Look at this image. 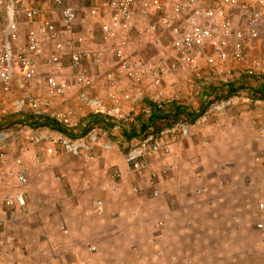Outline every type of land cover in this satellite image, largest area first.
Wrapping results in <instances>:
<instances>
[{"label":"built area","instance_id":"built-area-1","mask_svg":"<svg viewBox=\"0 0 264 264\" xmlns=\"http://www.w3.org/2000/svg\"><path fill=\"white\" fill-rule=\"evenodd\" d=\"M84 1L47 0L52 13L46 17L41 0H0V116L21 119L12 124L16 131H0L1 180L9 170L4 150L14 145L18 147L11 175L22 186L28 184L22 157L31 149L38 160L56 154L85 160L112 149L107 125L93 123L85 132L69 136L24 118L48 119L70 129L78 111L126 129L135 117H149L152 110L166 113L171 103L184 104L187 86L168 84L173 74L213 80L229 74L232 61L248 77L264 76V62L253 54L264 33V0H104L105 10L96 3L81 14ZM95 33L97 37L87 41L86 36ZM132 44L144 47L127 55L124 46ZM41 57L46 60L43 72L36 63ZM96 86L104 89L103 94L93 93ZM263 103L242 92L228 98L212 96L195 123H206L240 104ZM127 109L138 113L132 116ZM143 119L144 129L130 142L123 159L156 198L162 194L159 176L166 177L173 167L167 160L178 143L192 136L194 123L179 116L164 120L169 122L164 126L149 127ZM160 163L164 168L158 174ZM109 177L116 180L120 172L113 169ZM3 203L24 209L25 195L20 190L12 198L4 197ZM95 205L103 209L101 201ZM8 213V222L14 221V214ZM3 246L0 243V255L6 253Z\"/></svg>","mask_w":264,"mask_h":264},{"label":"crops","instance_id":"crops-1","mask_svg":"<svg viewBox=\"0 0 264 264\" xmlns=\"http://www.w3.org/2000/svg\"><path fill=\"white\" fill-rule=\"evenodd\" d=\"M41 1L42 14L49 17L52 10H49L47 0ZM96 3L105 6L104 0H86L83 2L85 8L81 6L79 9L81 14ZM94 35L86 36L87 41L93 40L98 34ZM209 84L215 86L212 82ZM183 103L179 106L193 117L194 132L190 138L175 146L171 158L167 160L175 168L177 179L173 180L167 175L162 188V178L159 179L158 189H162V195L156 207L147 200L146 190L134 198L127 196L130 192L127 193L125 185L120 192H110L108 167L116 164L121 169L125 168L120 159L121 150H103L85 160L70 156H64L61 160L51 159L58 154L44 156L52 167L36 168L30 166V153L24 154L23 167L29 183L27 189L23 190L25 208H8L3 201L0 202V243L6 252L0 255V264H71L75 263L72 257L77 255V264H82L89 261L84 248L90 252L88 243L91 235V238L99 239L103 247V252L92 256L91 262L108 261L110 264L109 254L115 255L126 250L125 254L130 255L137 250L146 251V246L153 248L157 234L161 236L165 252L170 251L181 260L187 254L192 264L197 259L199 262L203 254L199 241L205 239L206 242L211 237L206 228L215 225L219 213L225 212L230 217L232 211L229 207L245 204L243 193L238 195V192H244L249 181L256 179L260 184L264 183V134L260 135L252 127V124L264 126V104L254 107L240 104L227 112L229 117L223 121L211 117L206 123L199 124L195 120L202 108L199 109L194 103ZM169 109L171 115L165 114L170 119L154 118L155 110L151 111L149 117H137L138 123L134 124L137 126L136 132L130 135H140L143 128L140 120L143 118L147 122L145 125L160 127L169 123H164V120L171 121L172 117L185 115H174L172 105ZM236 111L239 113L236 114ZM78 115L76 124L85 118L81 112ZM0 121L3 127L4 124L14 125L21 119L15 115L9 118L0 116ZM205 127H209V130H203ZM117 129L121 131L120 135ZM123 132V127L112 124L110 133L118 136L114 138L118 144L125 145L121 137ZM125 136H128L130 143L132 137L129 134ZM5 149L9 153L10 148ZM9 167V170L14 169L13 164ZM162 167L163 163L157 164L158 174ZM167 184L170 185L169 189L165 188ZM261 186L260 192L264 197V184ZM33 196H39L36 203ZM98 196L106 202L101 200L104 208L100 211L95 205L99 200H92ZM131 205L139 207L140 213L135 216L129 214L130 210L126 208ZM114 206L121 211L113 213ZM8 211L15 216L13 222H8ZM200 221L205 226H200ZM158 222L162 224L160 228H157ZM94 251H97V247Z\"/></svg>","mask_w":264,"mask_h":264},{"label":"rangeland","instance_id":"rangeland-1","mask_svg":"<svg viewBox=\"0 0 264 264\" xmlns=\"http://www.w3.org/2000/svg\"><path fill=\"white\" fill-rule=\"evenodd\" d=\"M256 48L254 49V57L260 56V58L264 62V33L260 35V38L255 43ZM144 46H140L139 44H132L130 46L126 47L124 46V51L127 55L130 54H136L141 48ZM45 58L41 57L37 60V65L40 68V71L43 72L45 69ZM109 66V62L105 64V67ZM227 68L230 70L229 74H221L217 75L215 79L205 80L202 81H195L193 78H191L188 74L183 73H176L167 78V83L173 85L172 87H177L178 85L182 83L178 82H184V85L187 86V89L184 91L183 95L185 98L182 99L183 102L187 103H194L195 106H198V108H204L206 104V98L213 94L215 91V94L212 96H215V98H226L227 92V86L226 84H231L234 89L239 90L242 93H245L249 97H255L258 98L261 96L260 93L256 92L254 88H259V86L264 85V76H256V77H248L245 75L239 66V64H236L234 62H230L227 66ZM193 80V81H192ZM214 83L209 84V83ZM35 84V83H34ZM209 84V85H208ZM222 84V85H221ZM214 90L212 91L211 89ZM246 88H249L248 90H244ZM33 91L35 92L34 86H32ZM93 93H99L103 94L104 89L100 86H96L92 89ZM251 91V92H250ZM17 95V90L12 92L8 97L10 99L14 98ZM203 100V101H201ZM200 101V102H199ZM264 101V99H263ZM264 104V103H263ZM171 105V104H170ZM169 105V106H170ZM59 106V105H58ZM63 107V105L61 104ZM196 108V107H194ZM169 109V107H168ZM129 112V110H126ZM132 114V116H136L135 114L138 113V110L129 112ZM235 113V112H234ZM239 113L236 111V114ZM200 115V114H199ZM198 115V116H199ZM229 117V114L227 112L217 115L215 118L216 121L226 119ZM74 122H76L79 118L78 112H75L74 115ZM73 118V119H74ZM137 117L134 118L132 123L126 127V133L130 134L132 132H136L137 126H134ZM117 126V125H116ZM253 130L255 132L257 131L260 135V127L261 125L252 124ZM16 131L15 127L11 124V126L1 127L0 131ZM119 135L120 130L117 129ZM124 130V129H123ZM203 130H209V127L203 128ZM251 130V129H250ZM116 134L111 133L110 140L113 142L112 149L116 148L118 150H121V153L125 152L126 148L129 146L130 143H128V136H125L126 134L123 132L121 134V137L124 139V144H118L116 139L118 136L115 137ZM132 137V136H130ZM18 146L14 145L9 150L8 154V163L6 168H10L9 166L12 164V158L14 157L16 153V149ZM30 153V166L33 168L37 167H52L51 163L48 162L49 159L46 157H41L39 160L36 159L34 150L31 149L29 151ZM28 153V154H29ZM10 154V155H9ZM106 154V153H105ZM120 157V159L123 161V164L125 165V168H120L118 165L114 164L111 167H108V175L111 173L113 169H117L122 173L120 174V177H118L116 180H113L109 178L110 180V192H120L124 185L125 188L128 190L127 193H129V198H134L139 195L141 191L146 190L147 194V200L149 202H152L151 205L156 207L158 206L159 202L161 201V195L159 197L153 198L150 197L151 194H149L148 189H145V182L143 180L138 179L135 175L130 173L128 170L123 157ZM61 156V157H60ZM66 155L58 154L57 156L51 157V159L54 160H61L62 157ZM164 168V167H162ZM175 168L172 167L171 171L168 172V178L172 177L171 179L176 180L175 174H174ZM12 171L7 170V175H4L2 177V180L0 179V202L4 201V197H10L14 196V194L20 190H26L28 187L27 185H19L14 177L11 175ZM8 177V179H7ZM167 177V176H166ZM166 177L163 178V176H159V179L162 178L161 182V188L165 184ZM262 178H264L262 176ZM158 179V184L159 180ZM261 180V179H260ZM164 181V182H163ZM262 181V180H261ZM251 184V185H250ZM264 184V183H263ZM260 182H257V180L249 181L247 185V189L244 190V192H238V195L243 193L245 199V204L241 203L242 205H235L233 207H229L232 211L230 217L223 213H219L216 219L215 225L212 226V228H206L209 232L208 234L211 236L210 239L206 240L201 239L199 241L200 244V251L202 254V257L200 258L199 262L198 259L196 260L195 264H264V197L262 196L260 190L261 185ZM250 185V186H249ZM249 186V187H248ZM261 186V187H260ZM170 185H166V189H169ZM147 188V187H146ZM159 188V186H158ZM108 188H106L107 192ZM162 193V189H159ZM24 192V191H23ZM27 196V195H26ZM242 196V195H241ZM37 197H32L35 199V203L37 202ZM95 197L92 200L98 199L99 201L103 200L105 202V199ZM228 198V197H227ZM91 200V201H92ZM26 202V201H25ZM102 202V201H101ZM103 203V202H102ZM106 203V202H105ZM260 204H262V207H260ZM39 205V204H38ZM37 205V206H38ZM39 208V207H38ZM37 208V209H38ZM104 208V207H103ZM27 209V207H26ZM126 209H129V214H132V216H135L136 213H140L139 207L130 206ZM220 209V208H219ZM116 207H113V213H117L118 210ZM226 210V209H225ZM223 210V211H225ZM110 212L112 211L109 210ZM119 213V212H118ZM97 217H99L98 214H95ZM13 222V221H11ZM200 226H205L201 221L199 222ZM201 234L204 232H200ZM92 234V233H91ZM219 234V235H218ZM93 235H91L92 237ZM105 236V235H103ZM89 239V243L91 245L97 247V251H90V253L87 249L84 248L85 254L88 256L89 261H84L82 264H109L108 261L102 262V261H92V256H95L97 254H100L103 252L102 242H99V239L91 238ZM157 242L153 243V248L147 247L146 251H134L130 255H126L125 251L121 252L119 251L117 254H109V258H111L110 264H192L193 261H191V257H187V254L182 257V260L176 256L170 251L165 252L163 246L161 245V236L157 234ZM113 245L116 244L115 241H113ZM152 245V243H151ZM197 247L198 244H197ZM202 247H204V250H202ZM117 248H120V245L117 246ZM90 250V249H89ZM75 253H73L74 255ZM126 255V256H125ZM77 257V258H76ZM174 257V258H173ZM112 258H114V261L112 262ZM199 258V256H198ZM72 259L75 263L71 264H77L78 255L73 256ZM190 260V261H189Z\"/></svg>","mask_w":264,"mask_h":264},{"label":"trees","instance_id":"trees-1","mask_svg":"<svg viewBox=\"0 0 264 264\" xmlns=\"http://www.w3.org/2000/svg\"><path fill=\"white\" fill-rule=\"evenodd\" d=\"M226 86H227V94L225 95L226 97H228V96H230V95H232V94H234V93H236V92H238L239 90H236V88L234 89V87H232V85L231 84H226ZM256 90V92H258V93H260L261 94V98H264V85H261V86H259V88H256L255 89ZM207 99V98H206ZM201 101H203V100H201ZM172 107H173V111H175L174 112V115H179V114H185V115H187V119H189V121H193V117L191 118V115H190V113H186L185 111H183L181 108H180V106H177V105H172ZM171 108V107H170ZM168 110H170V109H168ZM155 112V114H153V117L154 118H161L160 120H162V119H165V118H167L168 117V115L170 116L171 114V111L168 113V115L167 114H165V113H162V115H161V113L160 112H158V111H154ZM184 115V116H185ZM169 119H170V117H168ZM173 119H174V117H172ZM27 122H30L31 124H33V125H38V124H41V125H46V126H51L52 128H56V129H60V130H62L64 133H66L67 135H69V136H75V135H77L78 133H83V132H85L93 123H98V124H102V125H107V126H109V127H112V124L111 123H108L107 122V120L105 119V118H97L96 116H94V115H88V116H86L85 118H83L82 120H80L79 122H78V124H75V126L74 127H72V128H70V129H65V128H62V126H60V125H58L57 123H55V122H53V121H51V120H48V119H42V120H40V121H38V122H36V121H34V122H32V121H29V120H27ZM82 123H83V125H82ZM80 124V125H79ZM78 130V131H77ZM124 133L127 135L128 133H126V130H124ZM131 135H133V134H131ZM130 134H129V137L131 136Z\"/></svg>","mask_w":264,"mask_h":264},{"label":"clouds","instance_id":"clouds-1","mask_svg":"<svg viewBox=\"0 0 264 264\" xmlns=\"http://www.w3.org/2000/svg\"><path fill=\"white\" fill-rule=\"evenodd\" d=\"M221 85H222V84H221ZM248 89H249V88H246V89H244V90H248ZM254 89H256V88H254ZM238 92H240V91H238ZM236 93H237V92H236ZM234 94H235V93H234ZM232 95H233V94H232ZM232 95H230V96H232ZM230 96H228V97H230ZM211 97H212V96H211ZM211 97H209V96L207 97V99H206L207 102H206V104H205V107L202 108V109L200 110V111H201L200 114H201V113L203 112V110L206 108V106H207V104H208V102H209V99H210ZM228 97H226V98H228ZM214 98H215V96H214ZM258 98H260L261 100L264 99V98H261V97H258ZM217 99H218V98H217ZM169 105H170V104H169ZM169 105H168L169 108L171 107V105H177V106H179L177 103H171V105H170V106H169ZM250 106H253V105H250ZM253 107H254V106H253ZM166 113H169L168 108H167V110H166ZM177 117H179V116H177ZM177 117H174V118H177ZM183 117H186V116H183ZM197 117H198V116H197ZM197 117H196V118H197ZM186 118H187V117H186ZM137 119H138V118H137ZM137 119H136V120H137ZM188 120H189V119H188ZM190 122H191V121H190ZM192 123H194V122H192ZM135 124H137V122H135ZM141 125H142V124H141ZM142 126H143V125H142ZM263 128H264V126L262 125V126L260 127V129H259L261 135L264 134V132H263V133L261 132V130H262ZM123 129L126 130L125 128H123ZM143 129H144V128H142V130H143ZM138 136H139V135L135 133V134L133 135L132 139L130 140V142H131L133 139H136ZM159 223H160V222H158L157 228H160V225H162V224L159 225ZM94 248H95V247H94ZM89 249H90V251H94V250H95V249L92 250L91 247H89Z\"/></svg>","mask_w":264,"mask_h":264}]
</instances>
